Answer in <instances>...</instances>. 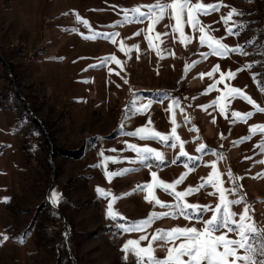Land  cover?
I'll return each instance as SVG.
<instances>
[{
    "label": "rangeland",
    "instance_id": "obj_1",
    "mask_svg": "<svg viewBox=\"0 0 264 264\" xmlns=\"http://www.w3.org/2000/svg\"><path fill=\"white\" fill-rule=\"evenodd\" d=\"M156 2L0 0V264H134L131 255L127 262L123 259L121 248L127 240L147 235L148 240L140 244L146 247L157 229L202 227L191 219L164 217L154 219L143 232L121 234L115 224L169 211L151 202V197L145 200L147 190L136 191L137 185L154 183L151 173L155 171L157 179L165 183L183 175L185 180L177 186L178 191L197 187L212 173L213 162L224 187H231L229 171L238 178L249 215L264 228V164L260 163L264 160V148L260 147L264 133L249 132L253 125L264 124V113H255L239 97L226 101L225 113H220L219 105L209 107L227 90L224 84L208 90L219 73L214 78L200 75L217 64L222 71H237L246 63L264 59L257 54L264 44V0H193L223 5L216 12L197 16L205 35L222 38L229 46L248 40L254 45L246 48L247 55L229 53L225 57L214 56L206 44L201 45L200 33L190 25L185 24L184 31L191 41L181 42L179 33L172 32L175 20L170 18V10L152 27L149 20L122 21L124 9ZM231 8L244 13L233 17L247 26L238 37L227 36L221 21ZM77 15L89 22V28L76 19ZM96 32L119 33L117 42L113 44L103 36L85 39ZM157 32L162 34L160 40L155 38ZM146 37H152L151 47ZM121 42L125 52L120 51ZM111 55L121 64L108 62L104 67H93ZM262 70L239 71L236 78L225 83L239 87L264 107V90L252 79L253 73ZM164 94L168 98L162 100ZM137 96L145 103L152 101L140 114L131 104ZM171 98H177L179 106L169 109ZM232 111L255 114L239 121L231 117ZM173 118L180 137L175 149L124 134L137 127H150L170 136ZM35 124L40 128L32 132ZM245 135L251 139L243 140ZM181 141L193 160L180 156ZM129 143L162 152L163 162L149 160L146 163L151 167L129 163L136 159V153L127 148ZM200 144L205 145L202 152L197 151ZM66 151L81 155L75 158ZM101 151L116 162L93 167L101 164ZM213 151L220 155H213ZM125 168L136 171L111 180L104 174ZM97 187L118 198L113 209L124 220L106 219L111 197H100ZM152 191L162 202H174L161 188ZM213 191L203 188L185 202L215 207L219 194H208ZM54 192L60 197L56 204L52 203ZM5 197L10 198L8 203L2 202ZM243 208V204L234 206L237 219ZM211 215L208 212L205 218ZM26 229L32 231L23 233ZM4 235L9 237L7 241L2 239ZM154 247L157 257L166 255L159 243Z\"/></svg>",
    "mask_w": 264,
    "mask_h": 264
},
{
    "label": "snow or ice",
    "instance_id": "obj_2",
    "mask_svg": "<svg viewBox=\"0 0 264 264\" xmlns=\"http://www.w3.org/2000/svg\"><path fill=\"white\" fill-rule=\"evenodd\" d=\"M223 5L221 4H204L200 2L194 3L193 0H172L171 3L163 2V0H157L155 4L141 5L130 9H124L122 21L125 23L141 22L143 20L151 21V25L162 22L167 12H171V17L175 20V25L172 26L173 33H179L181 42L191 41L192 37L185 35L184 25H190L193 30L200 33L199 43L201 45H207V48L211 50V54L217 57H225L229 53L247 55L246 48L254 46L251 41H245L243 44L237 46H229L222 42V38L218 39L214 35H205V28L201 26L200 20L197 16L208 15L211 12L218 11ZM142 8H147V11H142ZM243 12H239L235 8L226 14L221 16V21L225 26V32L227 36H239L240 30L245 29L247 26L243 23H238L233 20L234 16L242 17ZM76 19L80 21L85 28H89V22L87 20H80L79 15ZM231 23V26H229ZM235 29V30H234ZM76 31V29H72ZM167 33L163 34L166 35ZM119 33H102L96 32L90 36H86L85 39L95 40L101 36L105 39L111 40L113 44L117 41L115 39ZM136 35H140L139 32ZM162 34L157 32L155 38L160 40ZM148 39L149 46H152V37H146ZM138 47V46H134ZM262 50H258L257 54L264 58V44L261 45ZM120 51L125 52V45L120 43ZM132 48L127 49V52H131ZM207 55V53H204ZM108 62H115V64H121V61L117 59L115 55L106 56L103 58V63L100 65H94L93 67H104ZM254 67H260L264 69V59L246 63L243 68L237 69V71H222L220 65L217 64L211 71L200 73L201 76L207 75L209 78L216 77L219 73L218 79H214V82L209 85V91L216 89L219 84H224L226 93L222 96H218L212 101L211 106L219 105L220 113H225L228 107L227 100L229 98L236 99L237 97L246 101L252 108L255 109V113H264V107L260 106L251 96L246 95L239 87L229 86L226 81L236 78L237 72L244 71L245 69L251 70ZM187 70V66L185 68ZM119 75V73H117ZM252 79L257 82L261 90H264V70L259 73H253ZM87 83L88 81H84ZM124 83H128L124 80ZM167 94H164L163 99H167ZM172 103L168 106L171 109L173 106H179L180 101L177 98H171ZM161 100V102H162ZM225 101V103H221ZM132 109L137 114L143 113L147 110L152 101L149 100L146 103L143 98L137 96L132 101ZM183 112V109H181ZM253 111L240 112L232 111L231 117L234 120L246 121L255 114ZM187 119V118H186ZM151 124V121L148 122ZM215 123V121H213ZM171 135H163L159 131H156L150 127H137L134 131L125 132L124 134L129 137H139L141 140H154L168 145L170 148L175 149L177 144L175 141H179L180 137L176 134V120L172 119ZM249 132L255 135L257 132L264 133V124L253 125ZM243 140L247 141L251 139V136L245 135ZM169 141H173L169 143ZM264 148V143L260 145ZM127 148L136 153V159L130 160L129 163H140L145 167H151L146 162L154 160L157 163H162L164 160V154L151 147H137L136 144L129 143ZM180 156L187 157L189 160H193V157L188 156V153L184 150L183 141L180 142ZM205 145L200 144L197 151H204ZM111 151H115L114 149ZM213 155H220L213 151ZM102 157L101 164L93 165V167L99 168L101 165H106L108 161H113V157L106 156L103 151L100 152ZM221 158H223L221 156ZM264 164V160L260 161ZM185 167H188L185 164ZM212 173L207 176V180L197 187H188L186 190H177V186L181 185L185 177L182 175L179 179H176L172 183H165L162 179H157V173L153 171L151 173L154 183H147L144 185H137L136 191L147 190L148 195L145 196V200L151 197V202L159 206L162 209H169V211L152 212L148 218L140 219L134 222L117 223L115 227L120 230V233H132L143 232L153 222L154 219L169 217L176 219L183 217L186 220H194L198 226H177L170 230L157 229L156 233L152 235L146 247L140 246L142 241L148 240L147 235H141L139 239H129L122 246L121 251L124 253L123 259L127 262L128 256L133 257L134 264H264V228H260L258 223L249 215V205L245 202V199L240 195V185L238 184V178L234 177L232 172L227 173L228 179L231 182V187H224V181L220 179V173L217 171L216 163L213 162ZM136 171L135 168H125L117 171H105V176L108 180H111L115 176H121ZM261 175H264L262 173ZM211 187L213 192L209 195L215 196L219 194V203L215 207L200 206L195 203L185 202L186 197H190L193 193L199 192L203 188ZM154 188H161L165 193L173 197V203H164L153 194ZM96 192L102 198L111 197L110 202L107 203L106 219L112 221L124 220L121 214L113 209V202L118 198L113 196L108 190L102 187H97ZM128 193L126 195H131ZM239 197V198H233ZM10 198L5 197L2 202L8 203ZM60 202V197L57 193H52V203L56 204ZM244 205L243 212L239 214L237 219V213L233 210L234 206ZM211 212L210 218H205L206 213ZM234 237V238H230ZM4 241H7L9 237L4 235L2 237ZM179 241V243H177ZM156 243H159L160 250L166 251L164 257H157L155 252L157 249L154 247ZM242 250L243 254H240Z\"/></svg>",
    "mask_w": 264,
    "mask_h": 264
},
{
    "label": "trees",
    "instance_id": "obj_3",
    "mask_svg": "<svg viewBox=\"0 0 264 264\" xmlns=\"http://www.w3.org/2000/svg\"><path fill=\"white\" fill-rule=\"evenodd\" d=\"M40 127L38 126V124H35L34 125V128L32 129V132H33V130H35V129H39ZM31 132V133H32ZM67 152V154H69V155H71L72 157H75V158H79V156L81 155V152H77V151H66ZM42 206H44V205H42ZM41 206V207H42ZM41 207H39V209L41 208ZM52 212H54L53 210H51ZM55 213H57L58 214V212L57 211H55ZM60 216V215H59ZM35 217L37 218V214L35 215ZM36 218H35V220H36ZM34 220V221H35ZM28 231H32L31 229H26L25 230V232H23V233H26V232H28ZM59 264H63V263H59ZM72 264H74V263H72Z\"/></svg>",
    "mask_w": 264,
    "mask_h": 264
}]
</instances>
